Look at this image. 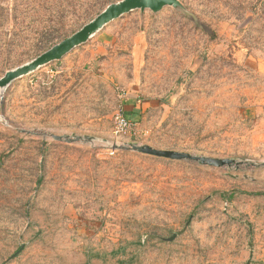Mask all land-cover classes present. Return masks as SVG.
<instances>
[{"label":"rangeland","instance_id":"1","mask_svg":"<svg viewBox=\"0 0 264 264\" xmlns=\"http://www.w3.org/2000/svg\"><path fill=\"white\" fill-rule=\"evenodd\" d=\"M118 1L0 0V77ZM179 1L0 91V264H264V167L112 148L264 162V0Z\"/></svg>","mask_w":264,"mask_h":264},{"label":"water","instance_id":"2","mask_svg":"<svg viewBox=\"0 0 264 264\" xmlns=\"http://www.w3.org/2000/svg\"><path fill=\"white\" fill-rule=\"evenodd\" d=\"M168 5L173 6L176 9L182 11H187L184 5L179 0H120L118 2L108 5L94 19L85 24L81 29L73 33L71 36L53 45L51 48H49L33 60L17 68L8 70L2 77H0V91L10 85L14 80L21 78L22 76L31 73L39 69L40 67L47 65L48 63H51L52 61L62 59L67 53L72 51L74 48L86 43L90 38L96 35L111 21L120 18L123 15L128 14L134 10H141L142 12H144L145 10L149 9L153 12H158L163 7ZM48 136L58 141H65L70 143L80 140H92V137L90 136L83 137L80 135L70 136L50 133V135ZM112 148L134 151L142 154L168 158L172 160H187L215 167H264V162L258 164L255 162L238 160L235 158H216L173 149H160L149 144H114ZM245 177L250 178V176L248 175H245Z\"/></svg>","mask_w":264,"mask_h":264},{"label":"built area","instance_id":"3","mask_svg":"<svg viewBox=\"0 0 264 264\" xmlns=\"http://www.w3.org/2000/svg\"><path fill=\"white\" fill-rule=\"evenodd\" d=\"M117 131L118 133H125L129 126L130 122L123 116V114H118L116 116Z\"/></svg>","mask_w":264,"mask_h":264},{"label":"crops","instance_id":"4","mask_svg":"<svg viewBox=\"0 0 264 264\" xmlns=\"http://www.w3.org/2000/svg\"><path fill=\"white\" fill-rule=\"evenodd\" d=\"M262 116H263V118H264V106H263V108H262Z\"/></svg>","mask_w":264,"mask_h":264}]
</instances>
